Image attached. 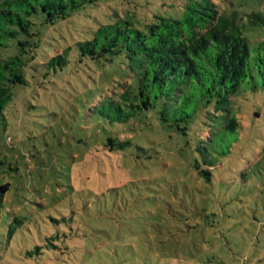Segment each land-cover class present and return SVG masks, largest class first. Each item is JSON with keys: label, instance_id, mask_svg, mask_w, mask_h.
I'll list each match as a JSON object with an SVG mask.
<instances>
[{"label": "rangeland", "instance_id": "rangeland-1", "mask_svg": "<svg viewBox=\"0 0 264 264\" xmlns=\"http://www.w3.org/2000/svg\"><path fill=\"white\" fill-rule=\"evenodd\" d=\"M213 1L224 15L264 17V0ZM180 2H113L54 25L38 22L34 68L0 118V147L25 182L20 196L11 194L13 231L0 232V264H264V171L255 164L264 147L262 97L243 88L230 108L242 125L239 141L211 166L215 155L199 150L208 127L197 122L184 136L155 114L118 129L97 120L96 105L126 82L138 84L126 59L46 65L75 51L108 13L141 18L149 6L152 16H180ZM251 32L253 43L264 41V26ZM112 137L131 145L110 151ZM57 231L60 248H48ZM37 246L41 254L28 257Z\"/></svg>", "mask_w": 264, "mask_h": 264}, {"label": "trees", "instance_id": "trees-1", "mask_svg": "<svg viewBox=\"0 0 264 264\" xmlns=\"http://www.w3.org/2000/svg\"><path fill=\"white\" fill-rule=\"evenodd\" d=\"M113 2L130 4V0H0V118L6 119L13 89L27 84L26 69L34 68L42 44L38 22L54 25L88 6L110 9ZM180 3V16H152L149 6L141 18L108 13L109 18L75 44V51L68 47L46 65L64 70L74 62L126 59L138 84L126 82L101 106L96 105L97 120L118 129L155 114L166 128L184 136L197 122L208 127L199 150L206 158L216 156L208 161L212 166L227 158L239 141L242 125L230 108L239 101L243 88L264 99V41L253 43L250 38L255 27L264 26V17L251 13L245 21L236 11L221 14L213 0ZM108 143L110 151L131 145L117 137ZM255 164L264 171V147ZM204 174L211 175L210 171ZM21 185L25 186L24 175L17 160L9 159L0 147V232L8 230L9 236L13 230L7 218L14 214L9 211L11 194L15 191L20 196ZM60 236L57 231L47 237V247L60 248L54 242ZM41 251L37 246L28 257Z\"/></svg>", "mask_w": 264, "mask_h": 264}, {"label": "water", "instance_id": "water-1", "mask_svg": "<svg viewBox=\"0 0 264 264\" xmlns=\"http://www.w3.org/2000/svg\"><path fill=\"white\" fill-rule=\"evenodd\" d=\"M256 117H259V115H256Z\"/></svg>", "mask_w": 264, "mask_h": 264}]
</instances>
